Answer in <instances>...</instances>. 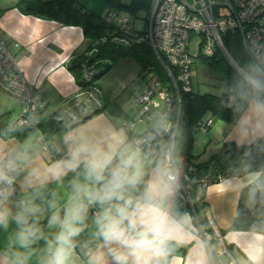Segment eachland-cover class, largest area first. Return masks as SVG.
I'll list each match as a JSON object with an SVG mask.
<instances>
[{"label": "crops", "instance_id": "1", "mask_svg": "<svg viewBox=\"0 0 264 264\" xmlns=\"http://www.w3.org/2000/svg\"><path fill=\"white\" fill-rule=\"evenodd\" d=\"M73 1L85 7L82 0ZM16 2L0 0V38L5 40L8 51L18 57L26 78L38 86L39 109L34 118L46 124L55 121L65 127L76 124L47 137L38 127L21 138L0 136V158L8 155L20 158L17 176L19 197L22 200L34 199L40 205L42 210L36 219L44 233V238L25 250L16 242L18 229L15 222H10L6 230L0 227V264H15L20 253L28 255L26 264H45L46 239H51L57 231L48 227L51 215L48 205L55 198L63 207L72 194L71 181L75 173L68 171L66 175H55L69 159V139L87 134L88 138L102 145L112 134L121 133L131 141L125 124L136 113L137 98L147 85L139 80L138 66H132L129 60H125L128 64L119 70L117 84L110 93L99 87L98 94L92 88L82 89L68 69L75 56L87 51L88 41L81 27L22 13ZM111 71L113 68L105 75ZM99 81H104V75ZM128 88L133 91L132 98L128 96L125 103L119 105L118 90ZM103 99L113 109L104 107L100 113L78 123L94 109L103 107ZM224 101L229 106L234 100L226 97ZM21 108L19 101L0 92V119L5 115L3 122L14 124ZM258 136H264V103L252 99L235 124L215 119L207 131L195 130L191 149L193 163L208 161L219 152L224 142L249 144ZM46 145H55L57 153L46 152ZM258 176V172H252L221 179L204 187L192 184L187 202L175 196L176 210L189 218V231L174 244L169 264H264V212L254 230L232 227L240 191ZM19 201H9L14 212ZM92 210L97 209L89 210L83 231L76 238L73 264H89L88 253L96 251L105 254L106 264H114L103 240L96 235Z\"/></svg>", "mask_w": 264, "mask_h": 264}, {"label": "clouds", "instance_id": "2", "mask_svg": "<svg viewBox=\"0 0 264 264\" xmlns=\"http://www.w3.org/2000/svg\"><path fill=\"white\" fill-rule=\"evenodd\" d=\"M247 82L260 87L252 77ZM169 128L162 117L143 140L129 141L121 133L112 134L102 145L87 134L69 139V159L55 175L75 173L72 194L63 207L55 198L48 205V227L57 231L46 239L45 264H73L76 238L92 208L97 209L96 235L114 264H169L174 244L189 231V218L175 208L180 168L175 145L164 139ZM19 159L0 162V227L6 230L15 222L16 242L27 250L44 238L36 219L42 209L34 199L17 202L15 212L9 206ZM88 257L89 264H106L103 252H89ZM27 259L20 253L15 264H26Z\"/></svg>", "mask_w": 264, "mask_h": 264}, {"label": "trees", "instance_id": "3", "mask_svg": "<svg viewBox=\"0 0 264 264\" xmlns=\"http://www.w3.org/2000/svg\"><path fill=\"white\" fill-rule=\"evenodd\" d=\"M103 1L109 8L124 11L134 18L139 10L148 13L152 0H131L129 4L122 0ZM16 7L22 13L54 20L63 25L81 27L88 41L87 54L75 56L68 69L82 89L92 88L98 94L97 81L116 63L128 58L138 62L142 78L156 74L155 79L159 78L164 84L167 83L164 71L160 74L155 70L156 57L148 44L130 41L129 45H124L118 42L125 37L118 24H107L104 17L88 12L73 0H17ZM222 43L232 63L220 50H216L211 56L199 53L196 57L207 68L220 75L223 81L221 92L201 94L192 90L180 93L175 155L179 157V167L182 169L180 172L186 173L193 184L202 177L210 183H216L221 179L258 172L259 176L240 191L232 224L233 228L254 230L264 212V136H258L249 144L224 142L219 152L208 161L198 164L192 160L191 149L197 122L212 117L235 124L250 100L264 103V72H258L254 66L240 35L229 31L222 36ZM248 77L259 80L260 87H251L247 82ZM226 97L233 98L232 105L226 106ZM102 101L103 107L94 109L78 123L86 121L110 105L104 99ZM173 111L177 113V108ZM3 118L5 115L0 119L2 138H21L34 129L33 126L16 125V121L12 125L7 124L3 122ZM74 125L76 124L65 127L53 121L47 124L39 122L37 127L47 137L60 130L66 131Z\"/></svg>", "mask_w": 264, "mask_h": 264}, {"label": "built area", "instance_id": "4", "mask_svg": "<svg viewBox=\"0 0 264 264\" xmlns=\"http://www.w3.org/2000/svg\"><path fill=\"white\" fill-rule=\"evenodd\" d=\"M132 16L114 8H107L104 21L118 24L124 38L118 42L129 45L130 41L148 44L161 64L167 83L153 79L137 98L136 113L128 119L125 129L131 141L143 140L154 131V125L163 117L170 124L164 139L175 145L180 108V93L192 91V54L197 44L199 53L211 56L220 50L226 54L222 36L237 32L242 44L258 70L264 72V0H152L146 26L137 30ZM192 48V50H191ZM0 92L19 101L22 108L16 125L37 127L34 118L39 109L38 86L30 82L18 63V57L10 53L4 39L0 38ZM177 108V113L173 111ZM173 111V112H172ZM212 117L197 122V130L207 131L213 124ZM155 144V141L152 142ZM144 147H147L146 145ZM48 153H57L55 145L45 146ZM15 159L8 155L0 162ZM19 164L14 175V189L9 201L22 200L17 187ZM190 177L180 172L175 196L183 202L189 201ZM210 184L205 177L194 186ZM92 210V214H95Z\"/></svg>", "mask_w": 264, "mask_h": 264}, {"label": "rangeland", "instance_id": "5", "mask_svg": "<svg viewBox=\"0 0 264 264\" xmlns=\"http://www.w3.org/2000/svg\"><path fill=\"white\" fill-rule=\"evenodd\" d=\"M83 5L85 6L84 9H86L88 12L93 13L94 15H98L100 17H103V14L105 13V7L106 4L103 0H82ZM123 3L129 4L131 0H122ZM147 11L139 10L137 12V16L133 18L132 24L135 29L137 30H143V28L146 26V18L148 17ZM146 20V21H145ZM147 27V26H146ZM192 50V48H191ZM193 56L195 57V62L192 66V90L196 93H211V94H219L223 87V81L221 80V77L216 72L212 71L211 69L207 68L205 65L202 64L200 60H198L196 57L199 54V50L196 46H194L192 51ZM125 60H129V64L132 66H138V69L140 70V66L137 61L133 59H123L122 61H119L113 66V71H111L108 75H104V83L101 81H97L96 87H99L103 92L110 93L112 89L115 88L118 77L120 76L119 70H122L125 64H128L125 62ZM155 70L157 73L163 74V68L161 64L155 59ZM156 75V74H155ZM148 75L146 78L139 77L140 81L145 82V84L148 86L151 84L153 79L156 77ZM145 80V81H144ZM148 83V84H147ZM118 93H120V102L118 104H124L126 101V98L128 96L131 97V94L133 91L128 88L127 90H118ZM132 98V97H131ZM109 110L113 109L112 105H109L107 107ZM215 120V119H214Z\"/></svg>", "mask_w": 264, "mask_h": 264}]
</instances>
